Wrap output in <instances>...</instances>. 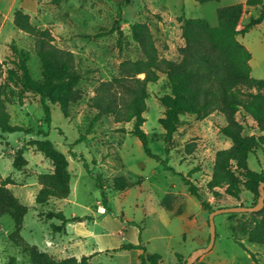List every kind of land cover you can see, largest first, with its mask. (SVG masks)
Wrapping results in <instances>:
<instances>
[{"label": "rangeland", "instance_id": "1", "mask_svg": "<svg viewBox=\"0 0 264 264\" xmlns=\"http://www.w3.org/2000/svg\"><path fill=\"white\" fill-rule=\"evenodd\" d=\"M20 1L16 0L13 10L19 8ZM243 1L39 0V13L30 21L36 27L48 29L55 46L73 53L76 70L81 74L78 88L82 97L68 103L65 114L58 105L49 103L47 124L37 96L21 93L17 88L11 90L6 106L9 123L30 128L32 132L0 131V178L13 179L15 183L8 184V188L27 208L19 231L27 243L56 260L70 255L78 257L95 248L97 252L89 259L90 264H132L121 245L141 243L147 252L160 255V264H184L194 249L208 242L209 211L202 209L187 192L180 173L188 174L193 169L189 179L213 208L248 206L257 200L247 190H242L239 200L224 194L222 189H217L220 194L216 198L207 191L215 153L230 145L218 131L226 123L222 113L214 112L203 119L181 114L177 130L169 141L165 140L158 122L164 111L160 98L170 91L164 73H159L156 82L147 84L142 128L151 152L162 159L167 157L171 169L144 152L139 139L130 133L132 121L116 122L111 114L94 120L97 109L91 106L97 86L118 75L121 61L142 57L134 26L140 33L150 35L158 56L177 61L178 48L183 44L182 15L203 18L215 27L217 8ZM10 2L0 0L2 13ZM251 13L257 14L256 10ZM115 19L120 20L117 30L110 32ZM247 20L244 15L243 21ZM8 25L12 27L9 21ZM13 38L15 45L27 53L26 64L32 79L40 82L42 70L33 51V36L20 32L13 34ZM237 39L250 52L251 76L264 79V20ZM4 54L1 37L0 58ZM236 117L243 124V134L259 133L250 116L238 112ZM47 143L68 159L70 193L66 198H50L38 205L37 176L53 171L55 166L47 156ZM18 149L22 151V159L17 170L12 161ZM247 167L255 172L264 169V145L248 154ZM96 175L105 188L106 207L101 202ZM117 175L129 180L124 191L111 186ZM49 210L60 211L67 219L81 220L66 222L63 230L60 219L46 217ZM250 218L249 212L215 215L212 247L193 264H264V246L249 242L242 231V225L249 224ZM13 229L11 216L2 215L0 264H7L11 257L15 258V264H30L27 254L9 239Z\"/></svg>", "mask_w": 264, "mask_h": 264}, {"label": "trees", "instance_id": "2", "mask_svg": "<svg viewBox=\"0 0 264 264\" xmlns=\"http://www.w3.org/2000/svg\"><path fill=\"white\" fill-rule=\"evenodd\" d=\"M197 1L204 3L216 0ZM254 4L260 5L259 13L249 16L246 22L242 21L246 7ZM119 14L120 7L117 12ZM216 16L218 24L215 27L210 26L203 18L180 17L183 44L178 48L180 57L177 61L158 56L150 35L140 33L134 26L135 40L140 44L142 57L121 61L118 75L97 86L91 99V106L97 109L93 119L111 114L116 122L132 121L130 133L139 139L144 152L160 161L166 169H171L167 157L162 159L151 152L148 137L142 128L148 97L147 84L156 82L159 73H164L170 91L160 98L164 111L158 122L164 130L165 140L169 141L177 130L181 114H191L203 119L214 112L222 113L226 123L218 131L229 140L230 145L215 153L210 179L206 183L207 191L216 198L220 194L217 189H222L224 194L239 200L242 190H247L256 199L258 184L264 181V169L259 172L248 169L247 156L264 145V80L250 76L251 55L237 40V36L244 35L264 19V5L262 0H246L217 8ZM12 21L17 29L33 36V51L40 60L42 79L40 82L32 79L26 64L27 53L12 42L0 62V131L29 133L32 129L9 123L10 114L6 106L12 88L37 96L44 112V121L49 124V103L58 105L65 114L67 104L82 97L78 88L81 74L76 70L73 53L55 46L50 31L33 25L29 15L22 9L14 10ZM119 21L114 20L110 32L117 30ZM140 74L143 77H139ZM238 112L250 116L256 129L263 134H243V124L236 117ZM46 146V154L55 166L53 171L37 176L40 187L35 195V202L38 205L47 203L50 198H66L70 193L66 156L57 152L50 144L47 143ZM21 152L18 149L12 161L13 168L17 170L21 167ZM71 155L77 157L72 151ZM80 159L83 160L82 156ZM86 170L90 173L87 166ZM192 170L188 174L180 173L181 180L200 207L211 212L216 208L212 207L189 179ZM95 179L101 202L106 207L104 185L98 175ZM14 183L10 176L0 178V217L4 214L11 216L14 229L9 239L27 254L30 264H90V256L85 255L79 259L70 256L56 260L20 236L27 208L8 188V184ZM111 186L116 191H124L129 187V180L124 175H117L112 178ZM46 217L60 219L62 227L68 221L81 220L78 217L67 219L62 212L52 210L46 212ZM55 229L59 230V227ZM242 231L249 242L264 246V205L259 211L251 213L249 224L242 225ZM121 249L138 250V264L161 262L158 253L147 252L141 243H124ZM7 264H15V258L11 257Z\"/></svg>", "mask_w": 264, "mask_h": 264}, {"label": "crops", "instance_id": "3", "mask_svg": "<svg viewBox=\"0 0 264 264\" xmlns=\"http://www.w3.org/2000/svg\"><path fill=\"white\" fill-rule=\"evenodd\" d=\"M246 0H244L243 2H245ZM16 3V0H11L10 4H9V7L7 9V11L5 13H2L0 11V14L2 16V19H0V38L2 37L3 38V46H4V51H5V54L8 52V49H9V46L12 42L15 43L14 41V38H13V34L15 35H18L20 32H23L19 29H17L14 25H13V8H14V5ZM19 8L23 10V12L27 13L30 17V19H32V17L36 16V14L39 13V9H40V3H39V0H21L19 2ZM260 5L259 4H254V5H251V6H247L246 7V12L244 13V15H247L248 17L249 16H255L259 13L260 11ZM18 9V8H16ZM252 10H256L257 14L253 15L251 13ZM243 15V16H244ZM264 20V19H263ZM262 20V21H263ZM8 21L11 22V29L8 25ZM242 21H243V18H242ZM261 21V22H262ZM259 24V23H258ZM257 25V24H256ZM255 26V25H254ZM16 30V31H15ZM18 32V33H17ZM24 33V32H23ZM238 36H241V35H238ZM237 36V37H238ZM238 40V39H237ZM239 41V40H238ZM240 42V41H239ZM241 43V42H240ZM4 54V55H5ZM3 55V57H4ZM3 58H0V62ZM250 59H251V56H250ZM249 59V61H250ZM250 65V64H249ZM250 76H251V67H250ZM252 77V76H251ZM254 78V77H253ZM258 79V78H256ZM264 80V79H263ZM252 122L255 124L254 120L251 118ZM256 128V127H255ZM259 134H263L261 132L257 133V135ZM228 144L230 143L229 140H227ZM68 160V159H67ZM263 170V169H261ZM260 170V171H261ZM259 172V171H258ZM66 225V224H65ZM65 225L63 227V230H65ZM59 247V246H58ZM52 248V247H51ZM55 248V247H54ZM131 258V261H132V264H138V251L135 250V249H130V250H126ZM97 252V250L95 248H92L90 252H87L86 254H82L78 257L74 256V255H70V256H74L76 257L77 259H79L81 256L85 255V256H90V258Z\"/></svg>", "mask_w": 264, "mask_h": 264}, {"label": "water", "instance_id": "4", "mask_svg": "<svg viewBox=\"0 0 264 264\" xmlns=\"http://www.w3.org/2000/svg\"><path fill=\"white\" fill-rule=\"evenodd\" d=\"M262 3L264 5V0H262ZM264 205V181L260 182L258 184V196L257 200L253 205H234V206H228V207H219L208 214V226H209V239L205 246L198 247L194 249L187 257L185 264H193L196 259H198L199 256L206 253L210 250L212 247V244L214 242V216L219 213H232V212H257L259 211Z\"/></svg>", "mask_w": 264, "mask_h": 264}]
</instances>
